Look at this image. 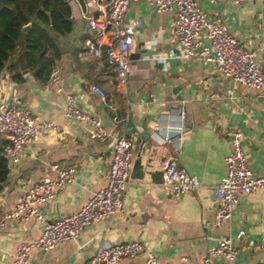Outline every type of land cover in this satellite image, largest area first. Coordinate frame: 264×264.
Listing matches in <instances>:
<instances>
[{
    "label": "crops",
    "instance_id": "1",
    "mask_svg": "<svg viewBox=\"0 0 264 264\" xmlns=\"http://www.w3.org/2000/svg\"><path fill=\"white\" fill-rule=\"evenodd\" d=\"M69 3L72 31L59 37L49 31L61 53L54 68L60 73L59 82H43L23 66L21 81L7 71L0 75L2 99L19 102L31 116L60 127L42 130L20 163L8 162L0 213L12 210L54 163L75 166L77 171L75 181L43 207L44 214L56 220L77 212L106 185L115 143L122 135L134 141L133 170L124 210L83 228L77 240L64 241L48 252L33 250L27 264H87L102 245L135 240L145 251L117 264H148L150 253L161 263L205 264L209 259L211 264H263L264 189L243 195L222 227L214 226V221L216 188L227 174L225 159L233 130L244 134L242 146L250 169L264 175V98L198 58H171L178 46L175 11L161 14L145 0L132 3L126 13L128 22L140 26L135 31L134 71L128 83L121 84L105 53L101 58L85 54L84 40L92 33L83 12L94 13L95 1ZM201 6L211 20L227 25L247 50L254 51L264 68V0L243 5L234 0H202ZM154 56L162 59L155 62ZM94 84L107 93V104L91 89ZM69 96L100 119L110 133L107 140L92 139L90 122L66 115ZM161 125L165 128L155 131ZM166 134L171 137L168 141L162 140ZM168 156L197 176V189L174 195L163 188L162 166ZM241 231L243 235L237 237ZM41 234L42 223L35 217L6 221L0 229V264H12L18 247ZM225 237L234 238L238 248L231 262L211 253Z\"/></svg>",
    "mask_w": 264,
    "mask_h": 264
},
{
    "label": "built area",
    "instance_id": "2",
    "mask_svg": "<svg viewBox=\"0 0 264 264\" xmlns=\"http://www.w3.org/2000/svg\"><path fill=\"white\" fill-rule=\"evenodd\" d=\"M94 1L96 11L83 12L92 33L84 40L85 54L101 58L105 53L107 62L117 73L120 83L126 85L134 71L135 31L140 26L137 21L128 22L126 13L132 3L141 0ZM145 1L161 14L175 11L174 32L178 46L177 51L171 52V58L188 61L198 58L204 64H210L224 78L253 89L258 97L264 98V68L256 53L247 50L231 34L227 25L211 20L201 6L202 0ZM247 1L255 0H234L237 5H243ZM152 59L156 62L162 57L154 56ZM59 80L60 73L54 70L50 81L58 83ZM91 89L107 104L108 95L100 86L94 84ZM66 115L90 122L92 139L105 141L109 138L110 133L100 119L81 109L74 97H68ZM180 115L183 117L184 112ZM164 128L163 125L156 126L155 131H162ZM44 129L59 131L60 127L55 122L41 121L31 116L28 109L19 102L8 103L0 97V141L9 164L20 163L27 146L36 143ZM243 138V132L232 131L231 150L225 159L227 174L216 188V227H222L230 221L243 195L264 189V175H255L247 164L242 146ZM170 139L168 134L162 138L165 141ZM133 145L134 141L129 136L122 135L117 139L106 185L95 191L77 212L53 221L48 220L44 214L43 207L55 199L62 187L75 181L77 171L75 166L54 163L50 165V173L33 185L12 210L0 213V229L6 221L12 219L35 217L42 223V234L36 239L23 242L18 247L12 264H27L33 250L48 252L64 241L77 240L83 228L108 220L113 214L124 210V195L133 170ZM199 185L197 176L190 175L185 168L178 166L173 156L164 160L162 186L168 193L184 194L194 191ZM242 235L241 231L237 237L241 238ZM144 251V245L139 240L120 244L108 243L102 245L87 264H117L123 258L134 257ZM211 253L233 261L238 254L235 239L225 237ZM147 262L172 264L161 263L152 253L148 255ZM205 264H211L209 259H205Z\"/></svg>",
    "mask_w": 264,
    "mask_h": 264
},
{
    "label": "trees",
    "instance_id": "3",
    "mask_svg": "<svg viewBox=\"0 0 264 264\" xmlns=\"http://www.w3.org/2000/svg\"><path fill=\"white\" fill-rule=\"evenodd\" d=\"M27 25L30 28L25 30ZM72 28L69 0H0V75L7 71L21 81L23 66L48 82L61 55L49 31L65 35ZM8 174L0 141V192Z\"/></svg>",
    "mask_w": 264,
    "mask_h": 264
},
{
    "label": "water",
    "instance_id": "4",
    "mask_svg": "<svg viewBox=\"0 0 264 264\" xmlns=\"http://www.w3.org/2000/svg\"><path fill=\"white\" fill-rule=\"evenodd\" d=\"M65 1H68V0H65ZM30 28V25H27V26H25V30H27V29H29ZM134 57V56H133ZM137 57H140L139 55H137ZM51 221H53V220H51Z\"/></svg>",
    "mask_w": 264,
    "mask_h": 264
},
{
    "label": "rangeland",
    "instance_id": "5",
    "mask_svg": "<svg viewBox=\"0 0 264 264\" xmlns=\"http://www.w3.org/2000/svg\"><path fill=\"white\" fill-rule=\"evenodd\" d=\"M56 36H58V37H59V34H57V33H56Z\"/></svg>",
    "mask_w": 264,
    "mask_h": 264
}]
</instances>
